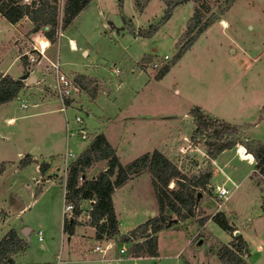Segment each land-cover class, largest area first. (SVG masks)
Returning <instances> with one entry per match:
<instances>
[{"label": "rangeland", "instance_id": "374dc122", "mask_svg": "<svg viewBox=\"0 0 264 264\" xmlns=\"http://www.w3.org/2000/svg\"><path fill=\"white\" fill-rule=\"evenodd\" d=\"M63 3L64 0L57 2L59 23ZM164 8L161 0H147L140 12L134 8L132 0H90L63 28L60 40H57L60 36L55 35L51 44L52 51L57 53L62 72L66 74L84 70L97 72V77L103 86L107 87V98L114 104L107 107L110 122L102 120L101 131L106 133L107 139L114 145L122 163L131 161L155 147H157L155 150L162 152L175 163L173 150L181 141V136L191 140L198 149L207 151V142L215 141L212 125L196 129L192 117L187 113L189 117L182 115L180 118V127L170 130L173 123L178 124L179 116L193 106L201 105L223 119V122L240 125L244 133L238 131L234 135L223 134L218 142L219 144L233 142L232 147L235 148L227 155L231 158L228 167L235 166L234 173L238 175L253 167L251 179H246L239 185L220 206L216 203H220L221 199L213 201L210 205L205 204L203 208L206 212L216 208L224 212L229 222L240 230L246 241L240 235L239 239L233 240L231 247L239 249L237 254L242 260L248 255L249 247L250 264H264V178L260 175L259 169L254 168L256 164L254 156L252 161L249 160L251 165L237 156H232L236 147L241 149L240 146L249 153L258 150L250 143V138L264 146V0H233L231 3L230 0L190 1L174 7L168 19L162 22ZM195 8L203 15L202 20L212 19V23L199 38H195L193 44L161 78L155 79L153 75L161 66L172 60L177 49L185 41L183 32L186 22ZM223 20L225 25L221 24ZM149 26L155 27L149 36L137 34L138 31L147 30ZM40 37L41 30L30 33L28 29H23L18 54L24 49H31V46L36 44L35 39ZM68 37L73 38L80 47L86 48L88 56L85 57L79 50L70 51ZM144 55L150 57L138 64ZM13 56L14 51L5 60V64ZM25 66L28 67L27 64ZM109 68L117 69L120 74L113 76ZM10 73L16 74V70L12 68ZM34 74L52 76L51 73L41 74L38 71ZM131 88L136 90L133 91ZM18 97L5 104V111L8 114L19 116L15 119L17 120L15 126L11 127L16 129V136L10 135L9 138L17 140L25 149L30 147L37 153L38 163L50 162L51 169L48 173L56 172L53 167L57 165L60 169L57 173L60 175L64 153L70 152L72 157L68 160H71L87 145L89 136L81 138L79 128L83 129L84 133L93 130L88 123L91 112L94 116H91V121L98 128L101 127L97 116L104 114L102 111L104 105L101 100L91 102L89 100L91 97L87 98L85 94L77 98L71 93L69 98L72 101L64 112L58 110L48 112L47 110L57 108L58 103L31 108L33 97L25 95ZM21 102L26 104L25 109L20 108ZM112 107L113 110L110 111ZM88 111L91 112L87 116ZM32 113L36 114L30 115ZM23 114L30 116L27 118L20 116ZM76 117L81 122H76ZM15 120L13 119L12 123ZM1 129L4 131L5 127L1 126ZM0 153L1 160H7L3 147H0ZM19 163V160L16 161L17 165ZM69 164L65 171L63 170L65 176ZM1 165L3 171L4 165ZM20 168L23 173L18 174L17 181L11 174L0 178V207L9 214V220L2 228L1 234L8 226L16 229L24 225L30 227L26 239L27 247L16 256V262L53 264L59 251V229L62 219L63 196L60 177L49 185L39 180L34 184V179L38 177L34 162L31 160L23 166L20 165ZM205 169H209L211 175L210 158L196 153L192 158L184 160L178 171L188 175ZM213 177L216 182L211 181V185L214 187L216 183L220 184L225 176L222 172L215 171ZM85 178L88 179V175ZM12 180L13 187L7 191L5 186ZM168 183L170 186L173 185L172 181ZM229 186L227 183L224 185L225 188ZM40 188H44L41 196L17 215V206L30 201L29 189L38 195ZM198 191L204 194L199 203L201 205L210 191L204 188ZM258 191L262 211L259 207ZM131 196L129 200L120 198L119 201H122L117 202V211L123 227H120L121 230H126L129 221L136 222L144 218L146 215L144 209L150 210L154 206L155 212L151 217L159 216L162 220V216H167V222L176 219L157 233L158 259H155V256L140 258L134 264H223L220 260V255L224 253L223 245L229 244V236L230 240L233 239L236 234L234 230L225 232L213 221L208 222L203 229L199 228V220L206 216L203 215L205 211L198 206L196 212L193 209L192 218L187 219L184 225L181 223L183 218L168 213L166 209L165 214H162L160 208L155 205L154 190L149 187L145 176L141 177L136 191ZM87 207L88 203L85 202L82 209ZM38 230L41 232V240H37ZM19 233L26 241L24 238L26 234ZM190 237L193 239L190 240ZM92 241H86L84 251L92 245ZM128 241L131 239L128 238ZM62 244L64 250L65 236ZM121 246H124L123 257H126L131 244L118 240L115 250ZM256 246H260L261 250L258 251ZM244 262L239 264H245ZM120 264L131 262L122 261Z\"/></svg>", "mask_w": 264, "mask_h": 264}, {"label": "trees", "instance_id": "16d2710c", "mask_svg": "<svg viewBox=\"0 0 264 264\" xmlns=\"http://www.w3.org/2000/svg\"><path fill=\"white\" fill-rule=\"evenodd\" d=\"M90 0H64L62 6V18L60 23L57 19V2L58 0H0V16L6 21L13 24L21 18L26 17L31 23L30 33L42 31V37L35 39L37 47L44 49L54 41L58 25L60 28H65L75 15L81 11ZM120 1V0H118ZM164 4V13L161 21L168 19L174 7L197 0H161ZM233 0H230V3ZM147 3V0H132L134 8L140 12ZM205 8V7H204ZM206 10V9H205ZM203 15L195 8L192 15L186 22V28L183 32L185 41L177 49L172 60L161 66L153 75L155 79L161 78L169 68L180 58L182 53L191 45L195 38L204 31L211 23L212 19L202 20ZM155 30L154 26L137 34L149 36ZM149 55L141 57V61L149 58ZM21 59H24L22 56ZM73 81L86 89L91 79L84 76L75 75ZM23 87L21 79H13L8 75H0V104L12 100L20 89ZM96 87L94 85L88 88L90 97L94 96ZM188 114L192 117L193 124L196 129H201L207 125L214 127L213 135L214 142H207V155L209 158H214L216 154L233 146V142L219 144V139L223 134L234 135L237 133L240 125L229 124L220 120L211 119L206 116L199 107L193 106L189 108ZM251 144L256 146L258 150L251 152L256 160L255 169H259L260 175L264 178V146L254 139L249 140ZM105 160V170L99 172L94 178H85L84 171L92 163ZM30 162L28 156H24L20 160L19 165L23 166ZM47 168V163L41 162L38 164V170L43 172ZM143 170H148L152 187L156 196L157 206L162 214H165L164 209L168 213H173L177 217L186 218L192 216L194 204L197 199L198 189H205V184L210 178V170H197L188 175L180 173L176 170L175 164L162 152L154 150L152 153L145 152L131 161L121 164L114 154L113 148L107 143L103 135L98 134L93 137L89 145L81 151L73 161L70 162L67 174L64 180L65 195L64 199L73 205V212L77 215L80 212L79 203L81 200H93L88 211L89 219L86 222L89 226L95 229L94 238L96 240L112 239L116 240L118 234L117 222L115 219L111 194L113 189L122 185L128 177L137 174ZM2 165L0 164V172ZM82 177V181L78 183L77 178ZM172 181L173 185L170 189L166 188V184ZM161 186L164 188H161ZM168 192V193H167ZM180 207L185 209L186 215L180 214ZM167 217V216H166ZM166 217L154 216L147 219L144 223L137 225L130 230L127 235L136 238L143 234L147 226L150 227V235L140 243L131 245V251L140 255L156 256V236L155 233L165 227L164 221ZM212 221L216 223L222 230L230 231L231 228L227 224V220L217 212L212 216ZM78 224L75 220L62 221V230L66 234H72L73 227ZM128 236H120L118 240L127 242ZM240 235H235L229 244L223 245L224 253L220 255V260L223 264H239L243 262L237 254L239 249L231 247L233 240L239 239ZM20 238L13 229H9L0 238V264H15L12 255L22 251L27 243ZM247 264L246 262H244Z\"/></svg>", "mask_w": 264, "mask_h": 264}, {"label": "crops", "instance_id": "0c3cea01", "mask_svg": "<svg viewBox=\"0 0 264 264\" xmlns=\"http://www.w3.org/2000/svg\"><path fill=\"white\" fill-rule=\"evenodd\" d=\"M218 23H219V21H218ZM207 28H205L204 31ZM23 29L24 30H26V29L30 30L31 29V23L29 22V20L26 17H23L19 21H17L16 23L11 24L8 21H6L3 17L0 16V75L1 76L8 75V76H10L13 79H19L22 74L26 73V70H25L26 58L23 56L24 59H21L22 56H20L18 54V45H19L20 40H21V35H22V30ZM204 31H202L196 38H199L203 34ZM61 32H62V35L60 37H58L57 40H60V38L63 36V28H62ZM67 41H69L68 45H69V48H71V49H69L70 51L74 52V51L79 50V52L82 53L85 57L88 56V50L86 48L80 47L78 45V43L73 38L68 37ZM72 42H74L75 48L72 46V44H71ZM193 42L191 43V45L193 44ZM11 44H12V46H11ZM13 51H14V56L12 57V59L7 64H5V60L9 57V55ZM45 55L51 60H53L55 57H57V53H54L52 51V45L51 44H49V46H47V48L45 50ZM140 61H141V58H140L138 64H140ZM85 65H87V64H85ZM12 68L14 70H16V74H11L10 73ZM109 70H110V73L113 76H116V75L120 74V71L117 70V72H116L115 68L114 69L113 68H109ZM139 71L140 70L138 69V73H140ZM63 73H65V72L63 71ZM31 75L34 78V82H32L30 84H26L25 80L21 79V81L23 82V87L20 89V91L17 93V95L13 99L19 98L18 96L23 97V95H25V97H27V96L33 97V101L30 104L31 108H38V107H42V106H51L52 103H56L57 102L58 103L57 108L50 109V110H47V111L48 112H52L54 110H58L59 112H64L66 106H68L71 103L72 99L66 98V99L60 101L56 97V95L54 93V89H53L54 80H53L52 76H50V75H39V76H36L35 74H31ZM66 75L68 77L72 76V78L75 75H79V76H84L85 78L91 79L92 83H90L88 85V87H86V89H84L83 87H80L79 85H77L78 86V90L77 91H72L71 93H73L75 95V97L77 96V98H80V96L82 94H85L86 97L89 98L90 96L88 94V88L90 86L94 85L96 87V91L94 93V96L91 97L89 100L91 102H94V103H96L98 100H101L102 104L104 105V107L102 109L104 114L100 115V116H97V121H98L99 125L101 126L100 128H98L97 125H94V123L91 121V116L94 117L91 111H88L86 115L88 116L89 112H91L90 113V118H89L90 120H89L88 123L91 124L93 130L90 131L89 133H84L85 131L83 129L79 128L82 131V134H80L81 138H85V137L89 136L86 147L89 145V143L91 142V140L93 139L94 136H96L98 134H101V135L104 136V138L106 139L107 143L113 148L114 154L118 158L119 156L117 154V151L115 150V147H113L114 145L107 139L106 133L104 131H101L102 130L101 128L103 127L102 124H101V121L106 119L108 121V123L110 122V116L107 115V113H109L107 107H109L110 105L113 106V104H114L113 101L109 102V99L107 98V95H106L107 94V87L103 86V84L101 83L100 79L97 77V72H90V71L84 70V71L79 72V73L78 72H72L71 74H66ZM100 86H103V87H100ZM131 89L133 91L136 90V89H133V88H131ZM8 102H6V103H8ZM6 103H1L0 104V140H3L2 142H0V147H3V152L7 154V160L2 161L1 157H0V163L4 165L3 171H2V173H0V178H5L6 175L11 174L13 176V178L16 179V181H17L18 174H22L23 171L21 170L20 165L16 164V161H18V160L20 161L21 159L24 158V156H28L30 158V161L32 160L34 162V168H35V170H37V174H38V177H36L34 179V181H33L34 184H37V182L39 180V182H42L43 184L49 185L51 183H54L58 179V177H60L59 181L61 180L60 183H61V186H62V196L64 198V194H65V188H64L65 174H64L63 170H65L67 165L71 161H73L75 158H73L71 160H68L69 157H72V154L70 152H67V151L64 153V156H63V168L61 170L62 172H61L60 175H59V173H57L60 170L57 165L53 167L56 170V172H53L52 174L48 173L49 170L51 169V163L48 162V161L47 162L42 161V162L47 163V168L43 172L39 171L38 170V164L39 163H38V159H36L37 153H35L33 150H31L30 147H28V149H25L24 146H21L17 140H15V139L12 140V139L9 138L10 135L16 136V129L15 128H11V127L15 126L16 121H17L15 119L19 118V116L8 114L5 111V104ZM19 106H20L21 109H25L27 107L24 102L19 103ZM199 106H200L199 108L201 109V111L206 116L210 117L211 119L220 120V121L223 120V119L218 118L217 116H215L213 113H211L209 110L205 109L203 106H201V105H199ZM112 110H113V107L110 108V111H112ZM187 113H188V111H184L179 116L178 124L177 123H173L172 128L170 130H174L178 126L180 127V125H179V124H181L180 123L181 122L180 118L182 117V115H184L186 117H189V115ZM33 114H36V113H32L30 115H33ZM30 115H24L23 114V115H20V116H23L24 118H27ZM100 117H102L101 120H100ZM13 119L15 121L12 123ZM9 120H11L12 124L10 122H8ZM3 122H4L5 125H3ZM76 122H81V121H76ZM1 126L5 127L4 131H2ZM65 127L67 129L66 121H65ZM238 131H239V133H244L243 129L241 130V127H239L237 129V132ZM174 134L175 133H173V135ZM25 144L27 145V143H25ZM233 148H235V147H232L230 149H223L222 151L217 153L214 158H210L211 175H210V178H209L208 182L210 184H211V181H213V183H215L216 181H215V177H213V174L215 173V171L218 172V173L222 172L225 177L221 181V183L218 184V185H223L224 186L226 183L230 185L228 188H226L228 190V196L232 192H234L239 187V185H241L243 182H245L246 179H251L250 176H251V173L253 172V167H252L251 169H248L246 172H243L241 175H238L237 173H234L235 166H231L232 168L228 167V164H229V161H230L231 158H229L227 155H228L229 152H231L233 150ZM155 149H157V147H155ZM155 149H153V150H155ZM153 150L146 151V152H151ZM13 154H14V156H13ZM1 156H3V155H1ZM232 156L236 157L237 155H236V153H234V154H232ZM118 160H119V158H118ZM127 162H129V161H127ZM127 162H125V163H127ZM120 163L121 164H125V163H122V162H120ZM249 165H251V163H249ZM105 168H106V161L105 160L94 162L88 168L85 169L83 176L86 177V175H88V177H89L88 179L94 178L99 172L105 170ZM142 176L146 177L149 187L152 190H154L153 187H152L151 177H150V174H149L148 170H143V171H141V172H139L137 174L131 175L130 177H128V179L122 185H120V186H118V187L113 189V192L111 194V201H112V207H113L115 219H116V222H117L118 234L115 236L116 240L120 236H123V235L124 236H128L127 233L130 230L135 228L137 225H140V224L144 223L155 212V206L153 208H151L150 210L144 209L146 211V215L150 214V216L149 215H147V216L145 215L144 218H142V219H140V220H138L136 222L129 221L126 224V226H127L126 230H121L120 229V227L121 228H123V227H122L121 219H119V213L117 211L118 210L117 202H121L124 198H126L127 200L132 198L131 195L136 191V188L138 187V182H139V180L141 179ZM1 185H3V184H1ZM215 185H217V183ZM25 186L27 187L28 184H25ZM11 187H13V180L9 184H6L5 189L7 191H9L11 189ZM1 189H2V187H1ZM43 189L44 188H40V192H39L38 195H36V193H32L31 189H29L28 197L30 198V201L25 203V204H21V205L17 206V208H18L17 215H19L20 212L23 211L28 206H31L41 196V194L43 193ZM209 191H210V193L206 195V198L207 199L209 198V200H205L206 199L205 198L203 200V204L201 203V205L199 203H200V200H202V197H203L204 194L200 193L199 191L197 192L199 195L197 196L196 202L194 204V208H193L194 212H196L195 209H197L196 208L197 206L201 207V209L203 211H205L204 210V208H205L204 205L205 204L206 205H210V203H213V201L215 202L216 200L218 201L219 199H221L220 203H216L218 206H220L221 203L228 198V196L225 199L219 198L218 196H216L211 191V189H209ZM258 197H259V207H260V209L262 211L263 206H262V203H261V196H260L259 191H258ZM120 198H122L121 201H119ZM85 202L88 203V207L86 209H82L83 208V204ZM92 202H93V200H81L80 203H79L80 211L85 213V210H89L90 209ZM155 205H157L156 200H155ZM217 212H220L225 217V219L227 220L228 226L232 230H234V233H236L235 235H241L242 239H244V241H246L245 238L243 237V235L241 234L240 230L232 222H229V219L224 214V212H222L220 210H217V208L215 210L210 211V212H206L205 211L203 213V215L206 216V217L203 220H199L200 226H198V227L203 229V227L208 222L212 221V219H211L212 216L215 213H217ZM83 213H82V216H83ZM192 216H193V213H192ZM192 216H191V218H192ZM8 220H9L8 212L6 210H4L2 207H0V234L2 232V228L5 227V225L7 224ZM182 220H183L182 222L180 220L179 221L184 225L187 222V218H185V219L183 218ZM60 221H61V226H60V229H59L60 230V234H59V241H60V243H59V251L56 254V262H54L53 264H114V261H112V260L104 261V260L99 259V254L92 253L90 251V249L92 248L93 245L97 244V242H101L102 241V240L101 241L96 240L94 238L95 229L93 227L89 226L86 222L85 223H79L77 227L76 226L73 227L72 234H66L62 230V219H60ZM9 227L10 226L6 227L5 231L0 235V238L9 229H13L20 238H22V236L20 235L19 232H23L25 230V232H23V233L26 234L24 236V238H25V240L28 238L30 227H28L26 225L22 226L19 229H16L15 227H11V228H9ZM78 227H80V228H78ZM75 230H77V232H75ZM159 231H157L155 233V236H156V256L154 257L155 259H158V255H157L158 254L157 253V249H158V247H157L158 246L157 237H158V234L157 233ZM223 231H225V230H223ZM150 233H151L150 227L147 226L146 231L143 234H141L140 236H137L136 238L128 236V238H130L131 241H127V242H130L131 245L134 244V243H137V242L140 243L141 241H143L146 238H148L149 236H146V234L150 235ZM81 234H83V235H81ZM63 236L66 237V246H65L64 250L62 249V247H63V244H62ZM82 236H84V237H82ZM189 239L191 240L193 238L190 237ZM87 240H90L93 243L86 251H84L83 247L85 246L84 244L86 243ZM110 240H112V239H110ZM116 240L114 241L115 242V244H114L115 246H116V242H117ZM228 241H230V236H229V240ZM26 243H27V240H26ZM198 243H199V241H198ZM115 246H114V250H115ZM26 247H27V245H26ZM26 247L22 251L17 252V253L12 255V259H13L15 264H18L16 262V256L18 254L24 252ZM43 247H44V245H43ZM121 247L124 248V246H121ZM256 249L258 251L261 250L260 246H256ZM127 252H128V255H125L126 257H123L121 262L125 261V262H128V263L131 262V264H134L135 261L139 260L140 258L144 259V258L153 257V256H146V255L142 256V255L137 254V253L135 254V253H133L131 251V247H130L129 250L127 249ZM249 254L250 253H249V247H248V255ZM248 255H246V258L243 261H245L247 264H250V262L248 261V259H249ZM24 263L25 264H40V263H28V262H24ZM46 264H52V263L47 262Z\"/></svg>", "mask_w": 264, "mask_h": 264}, {"label": "built area", "instance_id": "2783aa9c", "mask_svg": "<svg viewBox=\"0 0 264 264\" xmlns=\"http://www.w3.org/2000/svg\"><path fill=\"white\" fill-rule=\"evenodd\" d=\"M61 28L60 25H58V28L56 30V35L61 36ZM44 49H38L35 45L31 46V49H24L19 54L20 56H24L26 58V64L28 67L25 68L27 74H34V72L38 71L41 74L44 73H51L52 78L54 80V93L56 97L62 101L66 98L70 97V94L72 91H77L78 86L73 81L72 77H68L60 70V62L57 57H55L53 60L49 59L45 55ZM163 58L165 59L166 56L164 55ZM153 66H156V64H153ZM117 72V69H115ZM23 106V105H22ZM76 121H80L79 118H75ZM82 134V131L80 130V133ZM179 144L176 145V147L173 150V157L176 161L175 167L177 170L180 171V167L182 165V162L184 160L190 159L193 157L194 154L198 153L201 156L208 157L207 151H202L198 149L194 145V143L186 138L185 136H181ZM241 149L239 150L237 147L235 149V153L237 157L241 160H245L249 163V160H253L252 154L246 151V149L243 146H240ZM168 157V156H167ZM169 158V157H168ZM170 159V158H169ZM250 161V162H251ZM198 167V164H197ZM65 171V170H64ZM78 183L82 181V177L77 178ZM172 186H170V183H167L166 188L170 189ZM161 188H163L161 186ZM164 189V188H163ZM205 189H211V191L218 196L219 198L225 199L228 196V190L223 185H215L214 187L208 182L205 184ZM168 193V192H167ZM65 195V194H64ZM89 210H85V213L80 211L77 215L73 212V205L70 202L65 201L63 198L62 203V221H72L75 220L78 224L79 223H85L89 219L88 215ZM180 214L186 215L185 209L180 207L179 210ZM83 213V216H82ZM187 219L191 218L190 216H186ZM165 225L167 221H164ZM41 232L38 230L36 232L37 240H41L40 237ZM115 242L110 239H103L101 242H97V244L93 245L90 251L92 253L99 254V259L104 261L112 260L114 261V264H120L123 254L125 253L124 248L120 247L117 250H114ZM110 256V257H109Z\"/></svg>", "mask_w": 264, "mask_h": 264}, {"label": "water", "instance_id": "95a60500", "mask_svg": "<svg viewBox=\"0 0 264 264\" xmlns=\"http://www.w3.org/2000/svg\"><path fill=\"white\" fill-rule=\"evenodd\" d=\"M19 79H23V80H25V83H26V84H30V83L34 82V78H33V76H32L31 74H27V73L22 74V75L20 76ZM198 195H199V194H197V196H198ZM173 220H176V219L169 220V221L166 223V226H169V225L172 223ZM23 232H25V230H24Z\"/></svg>", "mask_w": 264, "mask_h": 264}, {"label": "bare ground", "instance_id": "6f19581e", "mask_svg": "<svg viewBox=\"0 0 264 264\" xmlns=\"http://www.w3.org/2000/svg\"><path fill=\"white\" fill-rule=\"evenodd\" d=\"M221 24H222V25H225V21L223 20V21L221 22ZM71 44H72V46L75 48V44H74V42H72ZM35 46H36V48H38V47H37V44H35ZM73 47H72V48H73ZM38 49H39V48H38ZM8 122H11V120H9Z\"/></svg>", "mask_w": 264, "mask_h": 264}]
</instances>
